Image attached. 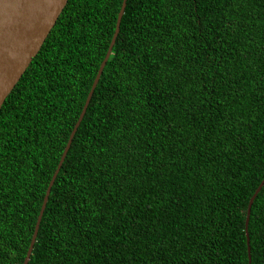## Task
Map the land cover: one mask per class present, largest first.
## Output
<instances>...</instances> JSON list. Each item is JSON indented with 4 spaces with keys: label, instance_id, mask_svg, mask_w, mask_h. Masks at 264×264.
I'll list each match as a JSON object with an SVG mask.
<instances>
[{
    "label": "trees",
    "instance_id": "obj_1",
    "mask_svg": "<svg viewBox=\"0 0 264 264\" xmlns=\"http://www.w3.org/2000/svg\"><path fill=\"white\" fill-rule=\"evenodd\" d=\"M122 0H67L0 107V264H22ZM264 177V0H126L27 264H248ZM264 264V182L247 224Z\"/></svg>",
    "mask_w": 264,
    "mask_h": 264
},
{
    "label": "water",
    "instance_id": "obj_2",
    "mask_svg": "<svg viewBox=\"0 0 264 264\" xmlns=\"http://www.w3.org/2000/svg\"><path fill=\"white\" fill-rule=\"evenodd\" d=\"M66 3L67 0H0V107L6 96L10 93L15 84L20 79L22 73L30 64L32 58L39 51L42 43L44 42ZM125 6L126 0H122L117 13L114 32L106 53L99 64L79 116L74 123V126L60 155L59 161L46 187L22 264H27L30 258L50 188L58 173L62 161L64 160L72 137L86 111L87 105L90 101L94 87L99 80L104 64L109 57L110 51L119 32L120 21L124 13ZM263 182L264 177L260 181L254 193L251 195L247 206L245 234L248 250V264H251L249 236L247 231L250 207Z\"/></svg>",
    "mask_w": 264,
    "mask_h": 264
}]
</instances>
